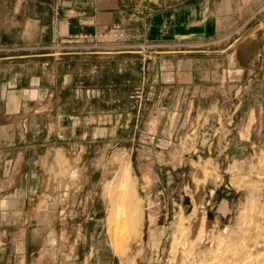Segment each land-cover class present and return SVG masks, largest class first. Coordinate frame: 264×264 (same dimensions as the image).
I'll use <instances>...</instances> for the list:
<instances>
[{"label":"rangeland","instance_id":"1","mask_svg":"<svg viewBox=\"0 0 264 264\" xmlns=\"http://www.w3.org/2000/svg\"><path fill=\"white\" fill-rule=\"evenodd\" d=\"M110 1L28 45L48 56L0 102L3 217L25 204L43 264H264V0Z\"/></svg>","mask_w":264,"mask_h":264},{"label":"crops","instance_id":"2","mask_svg":"<svg viewBox=\"0 0 264 264\" xmlns=\"http://www.w3.org/2000/svg\"><path fill=\"white\" fill-rule=\"evenodd\" d=\"M110 3V0L107 3L105 0H0V44L11 46L0 49V70L9 68L0 74V102L3 103L1 108L4 114L9 113V101L26 103L30 101L31 93L42 91L41 77L27 71V65L33 61V56L48 55L44 52L33 53L28 45L44 44L50 39L86 29L95 31L97 13L108 11ZM243 50L244 47L240 51ZM38 59L43 66L48 58ZM193 80L191 75L189 81L178 85L190 87ZM6 176L3 174L0 178L4 181L15 177L14 174ZM17 192L14 186L6 195L13 197ZM20 192L26 202L33 191L30 186ZM25 210V204L10 206L6 210L9 216L5 219V211L0 209V264H43L48 261L47 255L34 253L35 248L42 247L43 240L36 242L30 237L36 228L32 214Z\"/></svg>","mask_w":264,"mask_h":264},{"label":"bare ground","instance_id":"3","mask_svg":"<svg viewBox=\"0 0 264 264\" xmlns=\"http://www.w3.org/2000/svg\"><path fill=\"white\" fill-rule=\"evenodd\" d=\"M128 174H129L128 168L125 167V168H124V171H123L124 178H125L126 176H128ZM125 184H126V183H124V185H125Z\"/></svg>","mask_w":264,"mask_h":264}]
</instances>
